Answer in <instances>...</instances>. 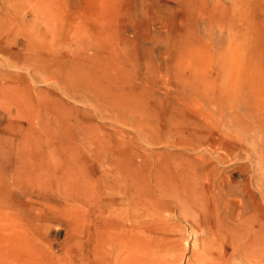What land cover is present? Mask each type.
<instances>
[{
  "label": "rangeland",
  "instance_id": "1",
  "mask_svg": "<svg viewBox=\"0 0 264 264\" xmlns=\"http://www.w3.org/2000/svg\"><path fill=\"white\" fill-rule=\"evenodd\" d=\"M196 229L264 264V0H0V264H195Z\"/></svg>",
  "mask_w": 264,
  "mask_h": 264
},
{
  "label": "bare ground",
  "instance_id": "2",
  "mask_svg": "<svg viewBox=\"0 0 264 264\" xmlns=\"http://www.w3.org/2000/svg\"><path fill=\"white\" fill-rule=\"evenodd\" d=\"M102 212H103L102 205H99L98 214L100 215L102 214ZM111 214H113V212ZM105 226H106V222L101 221V223L97 227L98 228L97 236L99 240L103 239L102 235L105 232ZM201 238L202 236L197 233V229H196L192 243L194 249V250L192 249L193 250L192 253L194 254L195 258L198 260L197 263L195 264H231L230 261L233 259V257L236 256L238 257L240 256L241 259L246 261L248 264L249 262L255 261V254H257L258 252L257 251L258 248L253 245L250 246L238 245L236 244V242H233V240L230 241V239L222 238V239H215L214 240L215 244H211L208 247V245H205V243L201 240ZM229 243L231 245H229ZM131 245L134 247V249L137 250V252H139V253H135L136 262L132 264H144V259L141 258V256L143 253H145L144 251L146 250V248L149 247V245L147 244L148 246H146V244H144L139 239L138 240L136 239V241L132 242ZM160 245L159 248L162 247V244ZM262 251L264 250H261V252ZM205 259H208L210 262L209 263L204 262Z\"/></svg>",
  "mask_w": 264,
  "mask_h": 264
}]
</instances>
